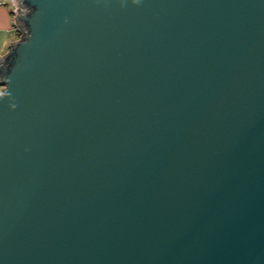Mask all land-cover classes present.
<instances>
[{
  "label": "water",
  "instance_id": "95a60500",
  "mask_svg": "<svg viewBox=\"0 0 264 264\" xmlns=\"http://www.w3.org/2000/svg\"><path fill=\"white\" fill-rule=\"evenodd\" d=\"M0 264H264V0H13Z\"/></svg>",
  "mask_w": 264,
  "mask_h": 264
},
{
  "label": "crops",
  "instance_id": "0c3cea01",
  "mask_svg": "<svg viewBox=\"0 0 264 264\" xmlns=\"http://www.w3.org/2000/svg\"><path fill=\"white\" fill-rule=\"evenodd\" d=\"M12 4L4 1L0 4V55L8 51V46L14 41V36L10 32L12 23Z\"/></svg>",
  "mask_w": 264,
  "mask_h": 264
},
{
  "label": "built area",
  "instance_id": "2783aa9c",
  "mask_svg": "<svg viewBox=\"0 0 264 264\" xmlns=\"http://www.w3.org/2000/svg\"><path fill=\"white\" fill-rule=\"evenodd\" d=\"M4 1L6 0H0V4H2ZM12 4V11H15L17 9L15 3L13 2V0H7ZM10 32L12 33V35L14 36V40H18L21 36V31L19 29V27L17 26V24L14 22L13 16H12V23L10 26Z\"/></svg>",
  "mask_w": 264,
  "mask_h": 264
},
{
  "label": "rangeland",
  "instance_id": "374dc122",
  "mask_svg": "<svg viewBox=\"0 0 264 264\" xmlns=\"http://www.w3.org/2000/svg\"><path fill=\"white\" fill-rule=\"evenodd\" d=\"M13 16V15H12Z\"/></svg>",
  "mask_w": 264,
  "mask_h": 264
}]
</instances>
